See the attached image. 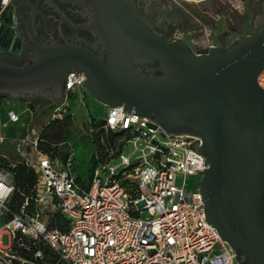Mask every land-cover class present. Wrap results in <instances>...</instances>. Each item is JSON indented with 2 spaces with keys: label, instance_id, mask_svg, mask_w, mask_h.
<instances>
[{
  "label": "built area",
  "instance_id": "1",
  "mask_svg": "<svg viewBox=\"0 0 264 264\" xmlns=\"http://www.w3.org/2000/svg\"><path fill=\"white\" fill-rule=\"evenodd\" d=\"M12 1L0 0V24L15 23ZM74 73H67L51 119L65 111L68 96L85 91V75ZM257 83L264 88V68ZM123 107L106 105L97 146L78 174L74 149L61 140L47 144L30 105L4 115L0 106V149L14 140L18 154L26 141L33 150L17 162L0 151V264H241L205 219L197 169L207 165L192 146L200 139L167 133ZM18 163L34 175L20 201L12 169Z\"/></svg>",
  "mask_w": 264,
  "mask_h": 264
},
{
  "label": "water",
  "instance_id": "2",
  "mask_svg": "<svg viewBox=\"0 0 264 264\" xmlns=\"http://www.w3.org/2000/svg\"><path fill=\"white\" fill-rule=\"evenodd\" d=\"M106 34L108 57L75 44L36 45L31 62L0 63V93L31 96L40 79L83 71L85 89L105 105L122 104L167 133L199 136L203 155L198 191L207 223L215 226L241 264H264V17L225 47L193 50L183 39L158 35L120 0H92ZM159 64V74L139 65ZM44 96L42 93H38ZM198 182V181H197Z\"/></svg>",
  "mask_w": 264,
  "mask_h": 264
},
{
  "label": "flooded vegetation",
  "instance_id": "3",
  "mask_svg": "<svg viewBox=\"0 0 264 264\" xmlns=\"http://www.w3.org/2000/svg\"><path fill=\"white\" fill-rule=\"evenodd\" d=\"M120 1L158 35L167 40H186L193 50L206 48L208 51L214 47H225L242 34H248L256 25L258 16L264 17V12L256 14L248 27L241 28L236 37H230V28L225 22L219 25L217 19L210 18L208 14H203L191 6L183 7L176 0ZM12 4L16 16L15 23L0 24V63L16 66L27 64L35 58L34 47L38 44L45 46L75 44L103 60L107 59L109 49L105 39L107 36L100 29L99 12L94 1L13 0ZM200 25H208L213 29L214 41L206 46L194 47L187 35L177 33L182 31L188 34ZM139 67L147 74L160 73L157 61L143 63ZM62 81V73H49L40 79L42 86L31 96L26 97L44 98L53 103L54 98L62 95ZM197 137L201 145L202 139Z\"/></svg>",
  "mask_w": 264,
  "mask_h": 264
},
{
  "label": "rangeland",
  "instance_id": "4",
  "mask_svg": "<svg viewBox=\"0 0 264 264\" xmlns=\"http://www.w3.org/2000/svg\"><path fill=\"white\" fill-rule=\"evenodd\" d=\"M183 7L189 8L190 6L208 14L210 18H215L218 24H226L230 28V37H236L240 33L241 28L248 27L253 17L256 14L264 12V0H176ZM179 34L187 35L191 44L194 47H202L214 41L213 29L208 25H200L195 31L188 34L182 31ZM81 91V90H80ZM75 92L65 101V111H62L60 116L51 119V109L56 103L44 98H20L21 106L24 108L30 105L34 112V126L37 129L43 125L42 134L49 133L51 130L57 129V123H67V132H64L59 139L64 141L65 146L73 148L75 151V169L78 174H82L89 165V158L91 151L97 146V130L99 120L103 117L106 105L96 99L93 95L86 90ZM6 99L2 102L6 103ZM5 106L1 110V114H5ZM1 109V108H0ZM19 110V109H17ZM28 111H24L21 115V121L28 117ZM20 121V122H21ZM44 126V123L47 122ZM20 122L16 123L14 128H21ZM11 126L10 132H15ZM16 145L14 140H10L5 145L3 151L13 162L18 159L30 158L32 154V147L28 141L19 147V154L14 155L12 147ZM64 146V147H65ZM11 147V148H10ZM189 181L193 178L188 179ZM177 183H180V178H177ZM3 241H6L4 236Z\"/></svg>",
  "mask_w": 264,
  "mask_h": 264
},
{
  "label": "trees",
  "instance_id": "5",
  "mask_svg": "<svg viewBox=\"0 0 264 264\" xmlns=\"http://www.w3.org/2000/svg\"><path fill=\"white\" fill-rule=\"evenodd\" d=\"M7 96L5 94L0 93V105L2 103V99ZM67 123L61 122L57 123V129L51 130L49 133H44L42 137H44L47 141V144H51V142L60 141L59 139L64 132H67ZM14 181H15V192L14 199L20 201L21 195L19 192L26 191L28 186L33 182V172L29 170L24 164L18 163L14 166Z\"/></svg>",
  "mask_w": 264,
  "mask_h": 264
},
{
  "label": "crops",
  "instance_id": "6",
  "mask_svg": "<svg viewBox=\"0 0 264 264\" xmlns=\"http://www.w3.org/2000/svg\"><path fill=\"white\" fill-rule=\"evenodd\" d=\"M20 98H27V99H32L33 97H10V96H5L3 99H6L7 101H6V103H4V102H2L1 103V105L0 106H2V107H5L6 105L7 106H11V107H9V109H11V108H13V109H19V110H17V111H22L24 108H22V106L20 105L21 104V101L22 100H20ZM8 133H11L10 132V129H8ZM8 144V143H7ZM5 146H3L1 149H0V151L1 152H3V153H5L4 151H3V148H4ZM11 148V147H10ZM12 150H13V152H14V155L15 156H17L18 155V153H17V151H16V148L14 147H12L11 148Z\"/></svg>",
  "mask_w": 264,
  "mask_h": 264
}]
</instances>
